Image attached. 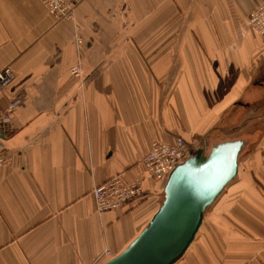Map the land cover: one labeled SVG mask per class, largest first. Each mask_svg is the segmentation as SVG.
<instances>
[{
	"label": "crops",
	"instance_id": "0c3cea01",
	"mask_svg": "<svg viewBox=\"0 0 264 264\" xmlns=\"http://www.w3.org/2000/svg\"><path fill=\"white\" fill-rule=\"evenodd\" d=\"M264 0H82L55 22L40 0H0V264H103L161 204L142 159L182 138L191 155L241 140L238 170L174 264H264ZM78 65L79 75L70 69ZM120 176L142 195L97 213ZM110 252V256L104 253Z\"/></svg>",
	"mask_w": 264,
	"mask_h": 264
},
{
	"label": "water",
	"instance_id": "95a60500",
	"mask_svg": "<svg viewBox=\"0 0 264 264\" xmlns=\"http://www.w3.org/2000/svg\"><path fill=\"white\" fill-rule=\"evenodd\" d=\"M243 142L226 141L188 157L168 175L162 201L147 226L103 264H174L193 243L206 210L234 179Z\"/></svg>",
	"mask_w": 264,
	"mask_h": 264
},
{
	"label": "built area",
	"instance_id": "2783aa9c",
	"mask_svg": "<svg viewBox=\"0 0 264 264\" xmlns=\"http://www.w3.org/2000/svg\"><path fill=\"white\" fill-rule=\"evenodd\" d=\"M40 2L47 13L58 23L73 21L82 0H40ZM248 23L258 35L264 38V1L251 11ZM70 73L75 76L79 75V66L72 67ZM13 79L14 74L9 67L0 70V92L6 90ZM15 105L16 102L10 100L7 108L0 112V132L6 131ZM194 148H191L182 138H177L171 144L155 142L141 163L151 177L166 179L177 165L191 156V151ZM8 160L4 154V145L0 140V167L5 165ZM142 191V184L139 181L125 184L120 176L112 177L93 188L92 197L95 210L99 214L119 210L123 206L135 202L142 195ZM104 255L110 256L111 254L106 251Z\"/></svg>",
	"mask_w": 264,
	"mask_h": 264
},
{
	"label": "rangeland",
	"instance_id": "374dc122",
	"mask_svg": "<svg viewBox=\"0 0 264 264\" xmlns=\"http://www.w3.org/2000/svg\"><path fill=\"white\" fill-rule=\"evenodd\" d=\"M161 200H162V198H161Z\"/></svg>",
	"mask_w": 264,
	"mask_h": 264
},
{
	"label": "bare ground",
	"instance_id": "6f19581e",
	"mask_svg": "<svg viewBox=\"0 0 264 264\" xmlns=\"http://www.w3.org/2000/svg\"><path fill=\"white\" fill-rule=\"evenodd\" d=\"M167 179V178H166Z\"/></svg>",
	"mask_w": 264,
	"mask_h": 264
},
{
	"label": "trees",
	"instance_id": "16d2710c",
	"mask_svg": "<svg viewBox=\"0 0 264 264\" xmlns=\"http://www.w3.org/2000/svg\"><path fill=\"white\" fill-rule=\"evenodd\" d=\"M166 181V180H165Z\"/></svg>",
	"mask_w": 264,
	"mask_h": 264
}]
</instances>
